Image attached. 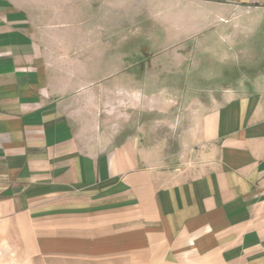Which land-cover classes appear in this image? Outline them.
I'll use <instances>...</instances> for the list:
<instances>
[{"label":"crops","instance_id":"crops-1","mask_svg":"<svg viewBox=\"0 0 264 264\" xmlns=\"http://www.w3.org/2000/svg\"><path fill=\"white\" fill-rule=\"evenodd\" d=\"M239 13L264 0H0V264H264V73L203 102L139 60Z\"/></svg>","mask_w":264,"mask_h":264},{"label":"rangeland","instance_id":"rangeland-1","mask_svg":"<svg viewBox=\"0 0 264 264\" xmlns=\"http://www.w3.org/2000/svg\"><path fill=\"white\" fill-rule=\"evenodd\" d=\"M248 15L250 14L239 13L233 20H227L219 26L217 35L206 33V35L196 38H187L182 45L174 47L171 51H153L151 54L146 52L139 56V60L144 61L151 58L167 60V63L173 67L171 75L174 72V75L179 73L187 79L188 77L194 78L190 84L188 83L190 80L186 81L185 91L190 92L188 96L192 97L194 91H198L200 88L201 100L210 102L208 97L214 91L217 83L215 80L214 83H211L210 79L217 77L220 82L227 78V80L232 79L239 84L243 76L252 78L258 73H264V16L257 17L255 15L252 16L254 18L249 19ZM150 26L147 23L146 32L153 28ZM151 32L152 34L139 37V46L151 47L161 44L164 39L162 34L157 30ZM150 39L153 43L146 44V41ZM155 65V67H151L155 72L163 70L159 67L160 64ZM199 78L206 79V81H202L200 85L197 83ZM173 86L177 87V84ZM156 91L153 89L152 92ZM169 103L170 120L177 121V110L179 108L188 109L186 104L189 101L186 100L184 105L183 101L170 100ZM192 103L191 100L190 104ZM139 109H142L141 105H139ZM167 113L165 108V114ZM138 115L140 118L141 114ZM162 118L161 108L155 106L149 116V121L158 123L162 122ZM115 129L123 133L122 135L133 134L143 141L161 142L162 138H165L166 141L169 139L175 141L177 138V132L165 131L168 130V127H115Z\"/></svg>","mask_w":264,"mask_h":264}]
</instances>
